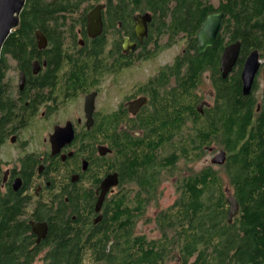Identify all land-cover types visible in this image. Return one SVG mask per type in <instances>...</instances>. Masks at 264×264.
<instances>
[{"label":"flooded vegetation","instance_id":"flooded-vegetation-1","mask_svg":"<svg viewBox=\"0 0 264 264\" xmlns=\"http://www.w3.org/2000/svg\"><path fill=\"white\" fill-rule=\"evenodd\" d=\"M71 1L44 15V29H34L24 58L6 55L0 69V189L25 200L28 250L38 260L60 255L58 239L81 257L109 254L119 203L131 243L149 242L138 229L150 222L149 198L163 196L172 168L151 164H165L159 160L177 151L167 145L181 137L176 119L190 132L196 120L211 116L214 64L221 75L222 51L231 44L227 35L219 40L226 18L216 10L219 0ZM97 6L101 31L92 36L89 19ZM190 7L200 12L194 21ZM214 13L224 14L216 43L198 55V29ZM203 102L209 106L199 111ZM142 148L155 149L154 160H136ZM205 152L217 151L210 144ZM108 177L117 184L96 211ZM168 180L177 195V178ZM141 201L146 206L139 213ZM32 223L45 228L39 242Z\"/></svg>","mask_w":264,"mask_h":264},{"label":"trees","instance_id":"trees-1","mask_svg":"<svg viewBox=\"0 0 264 264\" xmlns=\"http://www.w3.org/2000/svg\"><path fill=\"white\" fill-rule=\"evenodd\" d=\"M72 3L71 0H26L18 28L10 33L2 47L0 69L6 55L24 58L34 29H44L47 22L44 15L66 10ZM190 9L192 11L187 14L194 21L200 12ZM216 10L226 15L220 42L227 35L229 43H240V52L226 79L221 78L214 64L211 116L196 120L190 132L182 127V117L176 119L181 137L175 144L167 141V145L177 146V151L159 160L165 164H151V167L160 168L172 164L167 175L177 178L175 200L154 218L160 237L149 242L136 237L131 243L127 228L121 224L127 222V210L119 203L112 210L117 227L112 234L115 238L111 237L115 243L109 254L81 257L82 253L74 250L73 245H61L62 241L58 239L56 250L60 255L39 257L42 264L264 263V86L262 98L257 100L254 95L257 78L248 96L242 94L240 80L246 57L258 50L263 60L260 70L264 82V0H219ZM196 68L199 72L201 65ZM210 144L226 152L225 163L217 169L208 166L193 170L189 164L198 162L203 146ZM155 152L152 148H142L137 153L139 158L137 155L134 158L150 162L154 160ZM177 160L179 165L183 163L191 169L186 168V172L179 174L180 167L175 165ZM153 175L150 172V180L155 182L157 175ZM228 195L239 205L238 214L231 223L228 222ZM153 199L149 198L150 201ZM137 205L139 213L143 212L146 203L141 201ZM26 214L23 198L0 189V264L39 261L38 257L29 254ZM105 241L101 240L99 244Z\"/></svg>","mask_w":264,"mask_h":264},{"label":"water","instance_id":"water-1","mask_svg":"<svg viewBox=\"0 0 264 264\" xmlns=\"http://www.w3.org/2000/svg\"><path fill=\"white\" fill-rule=\"evenodd\" d=\"M26 0H0V55L2 47L9 37L10 33L17 29L19 26V16L21 11L25 6ZM100 6L95 7V9L90 13L91 18L89 19L88 31L92 36L99 35L101 31V20H100ZM93 16V17H92ZM96 16V17H94ZM224 18L223 13H214L206 16V18L202 21L200 28L197 32V51L198 55L202 54L207 48L213 47L216 43L217 35L221 29V24ZM94 20L96 22V26H94ZM94 34V35H93ZM39 37L40 45L42 41V35L40 33L37 34ZM240 52V43L235 42L233 44L228 45L222 51V55L220 58V67L219 71L222 79H226L228 75L232 72L233 68L236 65ZM262 61L260 58V53L258 50H253L246 57L241 73V87L242 94L244 96H248L252 92V88L256 79V76L260 70ZM209 106L207 102H203L199 104L198 110L201 111L202 106ZM259 109V105L257 106V110ZM103 149V148H100ZM226 161V152L220 150L216 153L210 160L212 165L222 166ZM117 184L116 179L112 180L110 177L106 178L100 189L102 191L101 196L96 205V211H99L104 199L106 192L110 187L115 186ZM226 202L229 206L228 210V222L231 223L232 220L237 216L239 211L238 202L231 195L227 196ZM32 231L37 232V229H40L38 234V240L43 239L45 237V228L43 224H31ZM264 264V263H263Z\"/></svg>","mask_w":264,"mask_h":264},{"label":"rangeland","instance_id":"rangeland-1","mask_svg":"<svg viewBox=\"0 0 264 264\" xmlns=\"http://www.w3.org/2000/svg\"><path fill=\"white\" fill-rule=\"evenodd\" d=\"M261 61H263V60L261 59ZM256 78H257L258 86L254 92V95H255L257 100H261L262 94H263V86H264L263 74H262L261 70H259V73L256 76ZM213 148H214V151H217L216 153H218V150H220L218 147H216L214 145H213ZM212 157L213 156L211 155V153L205 152L202 155V158L198 161V163L197 162L191 163V164H189V166H192L193 170L198 171L204 165L206 166V165L211 164L210 160ZM189 166L181 163L179 165L180 168L178 169V173L181 174V173L186 172V168L191 169ZM217 168H219V167H217ZM217 168H215V169H217ZM169 178H174V177H170L169 175L166 174V180H164L162 183V189L164 191L163 196L155 197L149 205V210H148V213L146 214L145 218H146V220L150 219V222L146 223V224L143 223L140 226V229H138L139 233L145 234V236H147L148 239H150V240L151 239H157L160 237V233L154 224V218H155L156 214L158 212L166 209L168 206H170L176 197V193L174 194V192H175L174 183H173V181L170 182L168 180ZM34 264H42V263L37 261Z\"/></svg>","mask_w":264,"mask_h":264}]
</instances>
